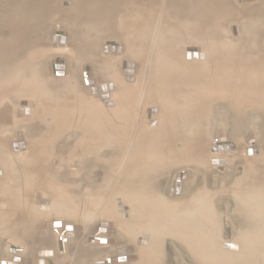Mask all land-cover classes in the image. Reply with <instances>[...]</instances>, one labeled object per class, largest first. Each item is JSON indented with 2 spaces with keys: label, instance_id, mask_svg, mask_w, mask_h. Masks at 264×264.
I'll return each mask as SVG.
<instances>
[{
  "label": "bare ground",
  "instance_id": "6f19581e",
  "mask_svg": "<svg viewBox=\"0 0 264 264\" xmlns=\"http://www.w3.org/2000/svg\"><path fill=\"white\" fill-rule=\"evenodd\" d=\"M257 1L250 2L256 3ZM152 2L150 4L145 0H47L51 10L63 9L66 10V13H70V16L72 12L71 17H65L71 20L68 21L69 23L76 21V24L84 25L82 32H79L82 36L77 39L78 46L76 45L77 48L73 54L84 55V53L100 48L110 56V59L120 60L121 64L119 69L106 61L104 68L101 69L109 81L85 87L83 89L85 102L77 101L74 104L75 107H72L73 110L70 109L71 107L70 110L65 109V106L62 107L60 103H58L60 106L55 104V106L46 105L47 107L38 103L39 99L41 103V95L45 92L43 86L45 79L42 81V69H40L38 61L39 59L43 60L44 57L38 54L40 51L38 50L40 42L37 39L39 38L38 33L35 32L34 39L27 38L22 33V27L25 26L20 24L19 27L15 20L18 28L15 31L16 35L12 34L14 39L11 37L12 39L7 40L2 37L3 39L0 40V167L2 168L0 171L2 174L0 176V197L9 195L20 203L18 208H11L12 213L18 214L9 220L1 214L4 208L8 209V205L4 204V200L0 198V203H3L2 206L0 205V225L3 221V227L19 228L20 230L16 229V231H21L22 237L25 238L29 236L30 232L34 234L36 231H34V227L38 226L40 216L45 218L52 211L63 219L71 215H74L77 220L85 218L83 215L76 216L78 213L75 208L76 203L75 206H72L74 200L76 202L80 197L77 194V189L67 190L68 192L62 191L59 182L55 181L56 177L61 174L69 176L68 168L71 167L72 162L76 164V160L71 162L63 157L54 159L55 170H52L50 159L47 157L49 153L47 144L58 141L56 139H59L60 136L64 137L62 133H66L64 131L72 127L83 134H81L82 138L78 139L82 140L75 143L77 144L75 145L77 154L82 153L91 158L100 155L105 159L106 163H103L101 167L91 170L90 178L85 181L86 184L88 182V187L86 184L84 185L87 189L96 187L102 191L101 193L105 192L108 195V198L100 203V210L103 214L105 213L106 217L117 220L120 218L118 220L120 224L117 222L119 238L123 240V244L134 243L136 245L140 255L136 264H172L173 258L178 256H173L171 243H174L175 247L178 246L183 257L193 259L196 264H264V176L262 182L255 180L257 181L256 188L249 189L251 195L246 193L247 196H250L249 200H241L243 210L237 224H234L231 229L233 232L231 243H226L219 237L218 229L214 224V213L204 209L209 206L208 202L203 204L205 200L194 199L190 203H187L188 200L185 204L179 203L181 205L175 203L183 196L185 190L184 182H181L182 174L178 177L179 183H176V179L172 185L167 186V202L158 198L159 181L163 171L185 163L200 167L205 164L202 159L204 149H202L199 135V125L205 119L204 115L214 109L215 103L228 101V106L235 111L237 119L241 117L243 107L249 104L256 108L253 112L261 113V116L264 113V55L260 52V50L262 51L260 49L262 48L261 40L263 39L264 44V38H260L261 34L258 31L260 27L264 26L261 24L264 19V12H262L264 9L256 11L260 7L256 6L255 10L254 8L252 10L251 6L249 7L252 12L247 10L250 12L248 15L254 16L250 26L253 29L249 28L250 31L247 29L246 31L249 33L245 31V35L242 33L241 36L244 38L236 39L234 38L236 33L233 36L230 32L231 23L235 19L243 18L247 11L244 8L245 13L243 12L244 15H241L240 11L234 9L235 3L231 0H164L163 4H160L159 0ZM235 6L237 5L235 4ZM240 10L242 12L243 8ZM37 16L39 17V15ZM249 16L245 15V19ZM6 19L8 21L10 18L6 17ZM26 19L28 20V18ZM250 19H248L249 22ZM15 23L13 20L12 25ZM244 25L246 26V23ZM232 27L234 26L232 25ZM236 27L237 25L235 29ZM19 28L22 29L20 32ZM260 29L262 30V28ZM56 32L57 35L58 33L62 34L61 40H64L63 35L67 38L64 46L71 42L69 41L71 37L67 34L70 30L67 29V32L64 33L61 31L60 25H57L54 33L51 34L50 43H53L54 36L55 39L59 37L55 35ZM104 37H109L110 40L106 44H101L100 41L104 40ZM113 39L116 42L113 43ZM71 44L73 45L70 43L69 46ZM53 46L56 47V45ZM39 47L43 49V46ZM62 48L64 49V47ZM73 49L75 50V48ZM67 51L70 50L67 49ZM114 51L116 55L113 56ZM68 53L67 56L72 52ZM37 55H41L42 58L39 56L38 59ZM81 55L78 58H81ZM69 57L67 58L72 60L71 55ZM59 58L63 61L59 62ZM68 59L64 58L62 54L56 55L50 64V70L53 64L58 62L53 67L56 69H52L57 70V76H63L59 74L62 73V70H67V62H70L66 61ZM138 60L145 66V74H140L142 77L140 76L139 80L137 79ZM40 62L43 63L45 60ZM99 67L95 65L93 69ZM70 69L68 67V74ZM48 74L47 72L46 77ZM114 76L120 83L126 81L127 85L118 83L117 87L119 88L113 92L114 88L110 89L108 86L110 82L116 87V83L113 81L116 80ZM130 76L133 81L128 82ZM47 79H50V76ZM51 81H53V75L49 82ZM54 85L56 86V84ZM104 86L106 87L104 88ZM94 88L97 90L96 92L92 91ZM106 95H109V99H105ZM71 98L73 97L71 96ZM17 100L24 103L18 104ZM29 101H31V107L37 110L34 113H32L31 107L29 110L27 109V106L30 105ZM71 102L73 103V100ZM109 102L113 105L109 106ZM66 106L68 107V105ZM144 111H146V116H143ZM34 114L46 117L41 119L52 123L37 132L29 133V130L28 134L26 131L29 128V126L26 128L27 122L30 121L32 124L38 121L32 120L33 117L29 119L27 115L31 117ZM16 127L23 128L21 130L25 131V135L23 133L22 137L21 132H18V138L11 139ZM75 130L73 131L76 134ZM41 137H47L49 140L44 139L42 143ZM45 140L49 142L44 144ZM64 144L66 142L62 146ZM232 145H235V150ZM73 146L71 145L69 150H73L75 153ZM219 146L221 149L218 148ZM226 146L229 149H224ZM257 148L251 146L250 150L246 149L245 153H252L251 149L255 151ZM209 149L217 157L227 154L237 155L240 152L237 143L228 141L212 144ZM259 151V155H254V158H261L264 163V149L262 151L259 148ZM52 155L54 156V154ZM114 155L123 156L124 165H119V167L116 163L118 157H114ZM111 158H114L116 162L110 161ZM60 161H68V163L66 166L59 165ZM87 163L93 165L91 160L83 162L84 169L88 168ZM213 164L221 163L218 160ZM119 168L120 172H118ZM72 173L67 179L74 181L82 176L80 173H73V177ZM155 173L158 175L160 173V178L155 177ZM218 179V189L222 188L220 187L222 182L228 184V177L221 178L219 176ZM212 183L213 181L210 182V188H213ZM74 185L77 184L74 183ZM214 189L217 190V188ZM175 191L182 193L176 195ZM173 194H175L174 197H169ZM112 196L120 198L118 210L112 206L114 201ZM91 199L90 201H92ZM119 201L124 204L121 205ZM217 201H215L216 206ZM94 202L97 201L94 199ZM78 203L80 202L78 201ZM87 204L84 203V205ZM227 204L230 205V201ZM55 221H62V219H47L43 222V228L47 235L56 239L61 247L70 240L67 238V234L65 237V229L72 223L62 221V228L48 227L60 226V223H52ZM47 222L51 223L46 226ZM225 223L223 220V228ZM99 226L105 227V224ZM27 228H30L31 231L25 233L23 230ZM4 232L7 233L8 230H4ZM18 232L14 234H18ZM72 232L76 237L75 227ZM101 237L106 238L105 235ZM98 242L100 243V241ZM108 244L110 245V242L107 243V246H109ZM120 246L124 247L123 252L117 253V249H115L116 253L110 257L117 259L118 262H108V264H128L126 248L124 245ZM15 256L18 257V255H13L11 260L5 262L0 260V264L1 262L18 264V261L13 263ZM120 257H126L127 261H120Z\"/></svg>",
  "mask_w": 264,
  "mask_h": 264
},
{
  "label": "rangeland",
  "instance_id": "374dc122",
  "mask_svg": "<svg viewBox=\"0 0 264 264\" xmlns=\"http://www.w3.org/2000/svg\"><path fill=\"white\" fill-rule=\"evenodd\" d=\"M152 1H154V0H145L146 3H150V4L153 3ZM231 1H233L237 5V6H235V4L232 2V4H234L233 5L234 9H236L237 11H240L239 13L241 15H244L245 10L252 12L253 8L255 10L256 6H257V8L260 7L258 9H256V11L257 10L261 11L259 9H262V10L264 9V6H263L264 0H262V2H260L261 0L260 1L258 0L256 3L250 2V1H254V0H247V1H245V0H231ZM159 2H160V4H163L164 0H159ZM261 3H263V4H261ZM248 4H250V5L248 6ZM254 4H256V5H254ZM241 5H243V6H241ZM245 6L248 8H246ZM250 6L252 7V10H251V8H249ZM240 8H243L242 12H241ZM244 8H245V10H244ZM38 11L41 13H39ZM248 11H247V13H245L246 16L250 15V14L248 15V13H250ZM262 12H264V10ZM65 13H66V10H63V9L59 10V11H56V10L54 11V9L51 10L50 6L47 4V0H19V1L18 0H0V19H1V21H0V27H1L0 28V34H1L0 40L3 38L7 39V40H10L12 38L14 39V36H12V34L16 35L15 33H17V32H15V31H17L16 28H18L16 26L15 20H16L18 26L20 24L25 26V27H22V29H23L22 33H24V36H26L27 38L34 39L35 32H37L38 37H39L37 39L40 40V42L38 40V42H39L38 50H40L38 54H41L42 56H44L43 60L39 59V56H40V58H42L41 55H37V57L39 59L38 61H39L40 69H42V73H41L42 74V81L45 79L43 81V86L45 88V92L43 93V95H41V103H40V99H39L38 103L40 105H44L45 107H47L49 105L55 106V104H56V106H58L59 105L58 103H60V105L62 104L61 105L62 107L65 106L64 107L65 109L66 108L69 109L71 107L70 109L73 110L72 107L73 108L75 107L74 104H76L77 101H79L81 103L85 102V97L83 95V89L85 87H89L92 85H99L100 83H103L104 81L105 82L109 81L106 78V75L104 74V72H102L103 69H101V68H104V65H105L104 63L106 61L108 63L112 64L113 66H116L119 69L121 68V67H119L121 64H120V60L115 61V59H113V58L110 59V56L106 55L105 52L103 50L101 51L100 48L96 49L94 51H90L89 53H84V55L77 54V53L73 54V52L76 51V48L78 46L77 45L78 44L77 39L82 36L81 34H79V32H82V30L84 29L83 28L84 25H82L81 23H77L78 24L77 25L76 21L73 22L74 24L72 22L69 23L68 21H71V20H69L67 18L72 16V12H71V16H70V13L69 14L68 13L65 14ZM6 14H8V15H6ZM61 14L63 17L61 16ZM37 15H39V17ZM245 15L243 16L244 19L238 18L237 20L235 19L231 23L234 27H232V25H231L230 32L232 33L233 36L236 33V35L234 36V38H236V39L244 38L241 36L242 33H243V35H245L246 32L249 33V31H250L249 28L253 29V27H250V26L252 25V20H253L252 17H254V16H249L247 19H245L246 18ZM6 17L7 18L9 17L10 19H8V21H7ZM65 17H67V18H65ZM26 18H28V20ZM239 19H242V20H239ZM248 19H250L251 21L249 22ZM13 20L15 23L14 25H12ZM65 20H66V22H65ZM247 20H248V22H247ZM10 21H11V25H10ZM27 21H30V22L27 23ZM59 21H61V22H59ZM238 21H240V22H238ZM63 23H64V25H63ZM245 23H246V26L244 25ZM65 24L70 26V27H67ZM261 24L264 25V19H263V22H261ZM261 24H260V26H262ZM57 25H60V29L64 33L67 32V29L70 30V32H68L67 34L71 37V38H69V41H71V42H69L67 46H64L66 43V40H67V38L64 35H63L64 40H61V36H59L57 39H55V36H54L53 41H52L53 43H50L51 34L54 33L55 27ZM236 25H237V27L235 29ZM61 26H63V27H61ZM45 27H46V29H45ZM258 28L259 27L257 26V29ZM260 28H262L263 31ZM260 28H259L260 30L258 29V31H260L261 35L260 34L259 35H260V38L262 39V37L264 38V36H263L264 33H262V32H264V26H262ZM24 29H26V30H24ZM247 29H249V31H246ZM21 30L19 28L18 31L20 32ZM73 31H75V32H73ZM29 32L31 33V35ZM55 35H57V32L55 33ZM237 35H239L240 37L239 36L237 37ZM17 36H18V34H17ZM42 36H43V39H42ZM45 38L47 39V41ZM109 40H110L109 37H104V40L102 39L100 41V43L106 44L107 41H109ZM261 41H262V43H261L262 48H260V49H262V51L260 50V52L264 55L263 39ZM112 42L114 43L116 41H114V39H113ZM70 43H73V45L71 44L69 46ZM40 44H43V45H40ZM52 44L56 45V47L57 46L58 47L60 46V47L56 48ZM112 45L114 46V44H112ZM39 46H43V49H42V47H39ZM62 47H64V49ZM73 48H75V50ZM46 49H49V50H46ZM67 49L70 50L72 53H70V51H67ZM43 50H45V51H43ZM41 51H42V53H41ZM118 51L120 52V50H118ZM68 52L70 53L72 60L68 59V58H70L69 57L70 55L67 56ZM61 54L64 56V58L68 59L66 61H70V62H67L68 65H66V67L68 66L69 69L72 68L69 70V74H68V67L66 68L67 70H62V73L59 74V75H63V76L65 74H68L69 76L66 75L65 76L66 78L63 76H61V77L57 76V74H58V73H56L57 70H55V71L53 70V69H56V68H53L56 62L52 66L53 69L51 68V70H50V64L52 63L54 57L56 55H61ZM114 54L116 55L115 51L113 53V56H114ZM50 55H52V56H50ZM80 55L82 57L78 58V56L80 57ZM72 56H73V58H72ZM44 60H45V62H43ZM47 60H48V62H47ZM95 60L98 61V62L96 61L98 64L95 62ZM40 61H42L43 63H41ZM60 61L62 62L63 60L61 58H59V62ZM90 61H92V62H90ZM57 63H56V65H57ZM136 63H137V61H136ZM138 63H137V79L139 80L140 76L145 74V69H144L145 66L141 63L140 60H138ZM69 64H70V66H69ZM93 64H95L96 67H99V66L100 67L93 69V67L95 66L94 65L92 67ZM73 66H74V68H73ZM131 66H133V65H131ZM100 69H101V71H100ZM142 70L144 71L143 73H142ZM47 72L50 75L48 74L46 77ZM72 72H74V73H72ZM52 75H53V81L55 83L53 81H51L52 83L49 82L52 79ZM101 75H102V77H101ZM48 76H50V79H47ZM75 76H76V78H75ZM131 77L132 76H130L128 78V82L133 81V78H131ZM114 78H116V80L115 79L113 80L116 83L115 84L116 87L113 85L114 86V89L112 90L113 92L116 88H119L117 86H118V83H120L116 76H114ZM48 82L50 83V85ZM124 82L123 83L121 82L120 84H122V85L126 84L127 85L126 81H124ZM54 84H56V86ZM109 84H110V82H109ZM104 87H106V86H104ZM74 88H75V90H74ZM76 88H77V90H76ZM95 88H97V87H95ZM94 89L92 91L96 92L97 90L95 89V91H94ZM105 90H107V89H105ZM87 92H88V89H87ZM71 96L73 98H71ZM62 98H64V99H62ZM70 98H71V100H73V103L71 102ZM97 100H99V99H97ZM17 102H18V104L24 103L22 101L19 102V100H17ZM95 102L99 103L96 100H95ZM29 104L30 105L27 106L28 110L32 106L31 101H29ZM66 105H68V107ZM93 105L95 106V104H93ZM219 106H220V108H219ZM213 107H214L213 110H211L209 113L204 115L205 119L203 121H201L200 125H199V127H200L199 135H200V139H201L202 149H204L202 151V159L205 161V164H203L200 167L199 165L185 163V164H181V165H175V166L171 167L170 169L163 171V175L161 176L162 178L159 181V195H158L159 197L158 198H160L162 201L167 202V200H168L166 198L167 197L166 196L167 186L172 185L174 180H176V179H177L176 183H179L178 177H179V175L182 174L183 179L181 182L182 183L184 182V189L185 190H184L183 196L180 197L178 199V201L175 203H178V204L184 203L185 204L187 202V200H188L187 203H190L194 199L195 200H201V201L205 200V202L203 204L208 202L209 206H207V208H204V209H208L209 211L214 213V221H215L214 224L216 225V229H218L219 237L222 240L226 241V243L227 242L231 243V241L233 240V236H232L233 232L231 229L234 226V224H237L238 218L240 217L241 212L243 210L242 201L245 199L249 200V198H250V196H247L248 194H246V193H249V195H251L250 190H252L253 187L256 186L257 181L258 182L263 181L262 178L264 176V163L261 161V158H254L255 157L254 155H256V154L259 155V152H260L259 148L262 151L264 149V121H262V120H264L263 119L264 113H262V116H261V113L257 114L256 112H253L254 110H256V108L252 107L249 104L248 106L243 107L241 117H238V119H237L235 116V111H233L232 108L228 106V101L221 102V103H215V105H213ZM31 111H32V113H34V111H37V110L32 108ZM213 114H215V115H213ZM35 115L36 114H34L31 117L27 115V117L29 119H31L33 117L32 120L36 119L38 121L37 123H32V124L30 121H29V123L27 122L26 128L28 126L30 128V129L29 128L26 129L27 133L29 132V130H30L29 133L40 131L52 123L51 121L46 122V121L42 120V119H45L46 117L39 116V114H37L36 116ZM144 115L146 116V111H144L143 116ZM21 129H23V128L16 127L14 129L15 132L13 131L11 139H14V138L17 139L19 136L18 132H21V135L23 137V133L25 135V131L21 130ZM73 130H75V128L74 129L72 127L68 128L67 131H64L66 133H62V135L64 137L60 136L61 139L57 138L56 140H58V141H55L54 143L50 142L51 145H50V143H48L49 141L48 142L46 141V140H49V138H47V137H45V138L41 137L40 140H42L41 142L43 143L44 139H46L44 144H47V143L49 144V145L47 144L48 151H49L47 157L50 159L49 161L51 163L52 170H55L54 162L58 158L63 157L65 159L71 160V162L76 160L77 163L73 164V162H72V164L70 165L71 167L68 168L69 176L67 174H61V176L56 177L55 181L59 182V185H60L59 187H60V190H62V191L64 190V191L68 192L67 190L71 191L72 189L73 190L77 189V194L80 197H78V198L76 197L77 198L76 202H75V200H74V202L72 201L74 203V204L72 203L73 204L72 206H75L77 204V206H75V208L78 211L76 216L81 217V215H83L85 218H78L79 220H77V218L74 217V215H71L68 218L66 217V219H63L60 216H57V214L54 211H52V213L47 215V217L45 216V218L44 217L42 218L40 216V222H39L38 226L34 227V231L36 230L34 232V234H32L30 232L29 236H26L25 238L22 237L21 231H19V232L16 231V229L20 230L19 228L3 227L2 226L3 221H2L1 225H0V260H2V262H5L6 260H11L13 255H18V257H16V256L14 257V259H16V258L20 259V261H18V262L15 261V263L17 262L18 264H108V262L109 263H111V262L116 263V262H118V260L114 259V258L111 259L110 257H112L114 255V253H116L115 249H117V253L118 252L122 253L124 247L123 246L121 247L120 245H124L126 248V251H127L128 259H129L128 264L138 263V260L140 259V255L138 253L136 245L134 243L129 244V245L123 244V242H122L123 240H120V238H119L120 234L118 233V230H119L120 221H118V220L120 218L118 220L117 219H111L109 217H106L104 215L105 213L103 214L100 210V205H101L100 203H103L108 198V195H106L105 192L101 193L102 191L96 187H91V188L87 189L88 182H87V184L85 183L86 179L90 178L91 170L94 169L95 167L96 168L101 167V165H103V163H106L105 159L102 158L100 155H95L91 158L90 156H87V155L82 154V153L77 154L76 153V146H75L77 144H75V143H78L82 140V139H80V140H78V139L82 138L83 134L80 133L79 131H77L78 129H76L75 131H77L79 134L77 132L75 134V132ZM75 135H77V136H75ZM226 141L231 142V143L232 142L237 143V145L240 148L241 153L238 152L237 155L236 154H227V155H221V156L219 155V157H217L216 154L214 155L213 153L210 152V149H209L210 145H212V144L215 145V144H218L219 142L224 143ZM64 142H66V144H64V146H62ZM70 142H71V144H70ZM73 144H74V146H73ZM71 145L73 146V148H75L74 149L75 153L73 150H69ZM233 146H235V145H232V148H233ZM251 146L256 147V148L258 147V148L255 149V151L253 149H251L250 152H252V153L248 152L246 154L245 153L246 149H249V147H251ZM62 149H64V150H62ZM71 152H72V154H71ZM52 154H54L55 157ZM74 155H76V156H74ZM114 157H118L116 159L117 162L114 160V158L113 159L111 158L110 161H112L113 163L116 162L118 164V166L124 165L125 162H124L123 156L114 155ZM88 160H91L93 165L91 163L90 164L87 163L88 168L84 169V167L82 165H85V164H83V162H88ZM218 160L221 164L214 165L213 162L214 161L217 162ZM67 163H68V161H64V162L60 161L59 165L66 166ZM1 170H2V168L0 167V171ZM72 172L74 174H77V173L82 174V176L80 178H76L74 180V181L77 180V182H74L73 180L67 179V177L69 178L71 176ZM118 172H120V168H119ZM2 173H4V171H2ZM73 173H72V176L74 177ZM259 174H260V176H259ZM0 176H2L1 172H0ZM54 176H56L55 173H54ZM219 176L221 178L222 177H228V184H226V182H222V184H220V187H222L221 189H218V187H217L218 183H219V182L217 183V180H219L218 179ZM155 177L160 178V173H159V175L157 173H155ZM68 180H70L71 182L73 181V182L71 183ZM255 180H257V181H255ZM211 181H213V183H212L213 188H210V182ZM74 183H76L77 185H74ZM252 183L254 184V186L252 185ZM84 184H86L87 187ZM225 185H228V186H225ZM249 185H252L251 186L252 188ZM173 188L177 189L175 187H173ZM214 188H217V190ZM180 189H181V186H180ZM87 190H89L90 192L88 193ZM203 191L204 192L207 191V192L204 193ZM177 192L175 191L176 195H179V194L181 195V193H182V192H178V193ZM200 193H201V195H200ZM174 195L175 194H173L172 196H169V195L168 196L174 197ZM195 197H197V198H195ZM199 197H200V199H199ZM222 197L224 200L221 199ZM111 198H112V200H114L113 204L111 201L112 206L114 207V209L118 210L120 208V205L118 203V200H120V198L119 197L117 198L114 196H112ZM1 199L4 200L3 201L4 204L8 205L7 210L4 208L5 206L3 207L4 211L2 210L1 214L4 218L7 217V218H9V220H11V218H14V216H16L18 213H16V214L12 213L10 210L13 207L18 208L20 202L17 201L15 198L10 197L9 195H6V196L3 195V197ZM90 199L92 201H90ZM94 199L97 202H94ZM170 199L172 200V198H170ZM70 200H72V199H70ZM216 200H218L217 206L215 205ZM78 201L80 203H78ZM83 201L85 204H87V203L88 204L84 205ZM229 201L231 203L230 205L227 204V203H229ZM119 202H121V201H119ZM69 203H71V202H69ZM82 203H83V206L81 205ZM92 203H95V204H92ZM115 203H116V206H115ZM2 204L3 203H0L1 206H2ZM123 204L121 202V205H123ZM181 204H179V205H181ZM223 205H225V206H223ZM87 210H88V212H87ZM99 210H100V212H99ZM27 214H29V213H27ZM31 214H35V213H31ZM47 219L48 220L49 219H51V220L52 219H62V221L64 223H67V222L72 223V225H69V226H71V228H73L72 230L67 229V227H69V226H66V229H65L66 230L65 237L67 234V238H70V240L66 241L65 244L62 245L61 247L58 245L56 239H54L49 234L47 235V232L44 230L43 222L46 221ZM105 220L108 223L107 222L102 223V221H105ZM211 220H213V219H211ZM223 220H224V223L226 222L224 224L225 229L222 227V221ZM62 221L52 222V223H60V226L53 225V226H48V227L62 228V226H63V223H61ZM117 222H119V224ZM48 223H51V222H47L46 226L48 225ZM100 224H105V227L102 226L105 229L104 231L100 230V228H101V226H99ZM74 227L76 229V237H75V233L72 232L74 230ZM227 227H229V228L231 227V228L229 229ZM4 230H8V232L5 233ZM29 230H30V228H27V229H24L23 231L25 233H27V232H29ZM229 230H231L230 233H228ZM68 231H69V233H68ZM17 232L19 235L14 234ZM69 234H73L74 238L71 237V235L69 236ZM104 235L106 236V238L101 237ZM20 241H22V242H20ZM98 241H100V243H103V244H100ZM108 242H110V245L109 244L108 245L111 247L107 246ZM171 244H172L171 246L173 247V252H174L173 256H176V255L178 256L177 257L178 260L176 257L173 258L172 264H178V263L179 264H196L193 261V259H190V258L188 259L187 257H183L178 246L175 247L174 243H171ZM14 259H13V263H14ZM119 260L122 261L121 259H119ZM123 261H127V258H126V260H123ZM2 262H1V264H2Z\"/></svg>",
  "mask_w": 264,
  "mask_h": 264
},
{
  "label": "water",
  "instance_id": "95a60500",
  "mask_svg": "<svg viewBox=\"0 0 264 264\" xmlns=\"http://www.w3.org/2000/svg\"><path fill=\"white\" fill-rule=\"evenodd\" d=\"M57 36H62V34L59 33ZM108 87H109L110 89H113V88H114V87H113V83H110ZM104 88H105V87H104ZM105 99H109V96L106 95V96H105ZM108 105H109V106H112L113 104H112L111 102H109ZM218 148L221 149L220 146H219ZM233 148H235V146H233ZM224 149L227 150V149H229V147L226 146ZM171 191H172V189H171ZM170 193H171V192H170ZM67 229H68V230H72L73 228H71V226H69V227H67ZM100 230H101V231H104L105 229H102V227H101ZM69 236H70V235H69ZM71 237H73V235H71ZM120 259H121V260H126V257H121ZM15 261H20V259L16 258V259H14V262H15ZM109 261H110V260H109ZM2 264H5V263H2ZM7 264H12V263H7Z\"/></svg>",
  "mask_w": 264,
  "mask_h": 264
}]
</instances>
